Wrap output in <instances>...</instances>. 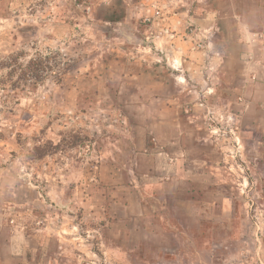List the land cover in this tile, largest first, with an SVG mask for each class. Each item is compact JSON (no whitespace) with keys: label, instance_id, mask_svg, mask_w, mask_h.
I'll use <instances>...</instances> for the list:
<instances>
[{"label":"rangeland","instance_id":"1","mask_svg":"<svg viewBox=\"0 0 264 264\" xmlns=\"http://www.w3.org/2000/svg\"><path fill=\"white\" fill-rule=\"evenodd\" d=\"M233 1L0 0V264H264V39L202 22Z\"/></svg>","mask_w":264,"mask_h":264},{"label":"crops","instance_id":"2","mask_svg":"<svg viewBox=\"0 0 264 264\" xmlns=\"http://www.w3.org/2000/svg\"><path fill=\"white\" fill-rule=\"evenodd\" d=\"M257 1L258 0H254V2L250 0H235L232 2L231 5H233L235 14L231 18H229V22L232 25V29L229 32H227V30H225L223 27V23L220 20L223 18H219V16H217L216 13H218V11H215L217 9H213L215 13H208L203 18L204 21H202L209 28L206 30L207 32H210L209 37H211L212 40H234L238 42L264 39L263 26H261L260 24L252 26L246 22V18H248L247 13H249V10L251 9V4L256 3ZM259 1L260 2L256 4L253 9L256 10V15L258 16V18H262L264 16V0ZM224 5L226 4H222V7H224ZM160 9L161 10H159V14L163 18L162 22H160V27L164 29V35L158 37L160 40L157 42L158 44L156 45V48L160 45H163V47L160 48V52L162 50L164 53L165 63L171 69L174 67L175 70V67L178 65V63H182V54L185 52L184 47H187L189 42H192L191 39L193 38L190 35V40L186 38L188 34L183 30V26L181 25L182 19H180V15L183 11L180 8L176 9L175 11H169V13H166L162 6ZM195 21L197 22V20ZM171 26H173V28H171ZM200 34L203 35L202 32H200ZM184 35H186V37ZM198 35V33L194 35L195 39H197ZM221 48H224L222 44ZM158 54L159 53H157V56ZM198 68L199 67L197 65H192L191 73H194V76L198 75ZM185 69L186 68L184 66L181 67L183 73ZM176 76L181 80H185V77L183 75L180 77V75H178L177 73ZM130 146L131 150L136 153V155H138L139 150H137L136 148L134 149L133 140H130ZM166 150L163 149V152H166ZM179 178L180 177L175 178V180Z\"/></svg>","mask_w":264,"mask_h":264}]
</instances>
